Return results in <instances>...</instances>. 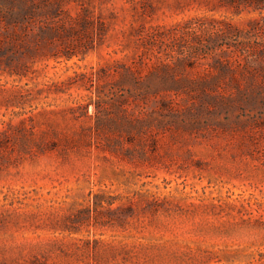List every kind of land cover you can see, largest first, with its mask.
<instances>
[{
	"label": "rangeland",
	"instance_id": "obj_1",
	"mask_svg": "<svg viewBox=\"0 0 264 264\" xmlns=\"http://www.w3.org/2000/svg\"><path fill=\"white\" fill-rule=\"evenodd\" d=\"M0 264H264V0H0Z\"/></svg>",
	"mask_w": 264,
	"mask_h": 264
}]
</instances>
